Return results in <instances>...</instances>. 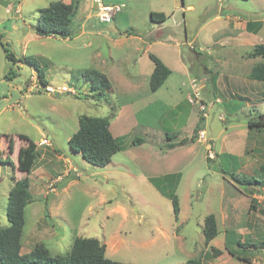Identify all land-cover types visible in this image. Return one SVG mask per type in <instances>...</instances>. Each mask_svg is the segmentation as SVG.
<instances>
[{"label": "rangeland", "instance_id": "rangeland-1", "mask_svg": "<svg viewBox=\"0 0 264 264\" xmlns=\"http://www.w3.org/2000/svg\"><path fill=\"white\" fill-rule=\"evenodd\" d=\"M56 1L76 4V33L68 39L35 32L40 11ZM98 2L124 9L102 24L93 14ZM151 9L165 11L159 30L150 26ZM248 21L262 22L261 30L247 32ZM263 43L264 0H0V228L9 226L14 187V169L2 163L10 156L16 167L25 135L40 145V157L29 175L22 253L43 244L52 256L66 258L75 238L83 237L100 240L106 257L122 263L264 264V129L248 126L251 116L264 114V83L248 78L264 61L251 56ZM150 54L172 70L156 93L149 88ZM92 69L111 83L106 98L82 80ZM10 71L16 77L8 81ZM193 79L201 87L200 104L189 102ZM63 86L73 94L60 92ZM117 115L137 125L127 122L131 134L115 135L123 153L108 166H93L71 150L68 139L81 116L112 117L111 132L119 133ZM198 124L203 130L195 134ZM7 137L14 139L12 153ZM59 154L77 171L56 182L52 159ZM55 166L63 168L59 161ZM232 175L257 182L240 183ZM169 192L179 199L177 218ZM209 215L219 235L206 245ZM213 247L222 254L213 256Z\"/></svg>", "mask_w": 264, "mask_h": 264}, {"label": "trees", "instance_id": "trees-1", "mask_svg": "<svg viewBox=\"0 0 264 264\" xmlns=\"http://www.w3.org/2000/svg\"><path fill=\"white\" fill-rule=\"evenodd\" d=\"M75 2L65 4L61 1L51 3L47 8L40 11L35 26V32L40 37H57L68 39L76 30L71 28V24L75 17ZM150 20L153 23L161 24L167 20L164 13H151ZM262 28L260 21H248L246 23V31L249 33H258ZM131 35V34H130ZM7 52V50H5ZM253 59H264V43L255 45L251 54ZM9 60L12 55L7 54ZM150 60L154 64L153 72L150 76L149 88L156 93L172 74V70L165 63L153 54L149 55ZM82 80L89 85V91L96 94L99 98H106L111 88L108 78L98 70H85L82 72ZM16 77L14 71H10L6 80L11 81V77ZM40 82L46 85L41 71L38 72ZM248 78L252 81L264 83V61L254 64L249 72ZM264 101V90L262 95ZM116 115V113H115ZM258 115V116H257ZM251 116V115H250ZM204 119V118H203ZM112 117H88L81 116L79 118V128L70 137L68 143L74 153L81 156L91 165L104 168L108 166L114 156L122 150L118 142L110 131ZM201 124V123H200ZM198 124L195 128V134L202 131V126ZM248 126L252 130L264 129V114L257 113L255 117L249 118ZM169 137V135H168ZM9 139L8 149L12 153L14 150V139ZM20 139L26 143L21 147L18 153V162L15 167L11 157L9 156L2 164H8L12 169H18L25 173L23 179H18L13 170L12 180L14 187L9 192L8 205L6 208V216L9 226L0 228V264H131L110 260L106 257V245L96 238H75L68 256H52L49 249L43 244H37L29 253L23 254L22 238L25 227V210L32 201L30 192L29 175L33 171L40 155L38 146L27 136L21 135ZM137 142H142L138 140ZM135 141V144L137 143ZM187 143V139L182 140ZM236 157V156H235ZM233 159V168L239 166L238 158ZM237 169V168H236ZM240 183L257 182L254 177L247 178L245 176L238 177L232 175ZM174 206L175 217L180 212V204L178 196L174 192L167 195ZM203 235L206 245H209L219 235L217 221L214 215L206 217L203 227ZM226 248L231 256H235L232 251ZM213 256L218 257L222 251L212 248ZM247 262L246 259H241ZM186 264H203L201 260H190Z\"/></svg>", "mask_w": 264, "mask_h": 264}, {"label": "crops", "instance_id": "crops-1", "mask_svg": "<svg viewBox=\"0 0 264 264\" xmlns=\"http://www.w3.org/2000/svg\"><path fill=\"white\" fill-rule=\"evenodd\" d=\"M71 3V1H69L67 4H70ZM100 4H101V2H100ZM187 8L188 9H194V7L192 6V5H189V6H187ZM151 13H164L165 14V11L164 10H162V9H159V10H154V9H151V10H149V14H147V17H149V19H150V14ZM94 14V13H93ZM150 26L151 27H153V29L155 30H159V29H161L162 27H164V25L163 24H158V23H153V22H151L150 21ZM245 30H246V25H245ZM149 44H148V48H149ZM154 69V68H153ZM152 72L153 71H151V73H150V76H151V74H152ZM149 76V75H148ZM150 76H149V81H150ZM166 83V82H165ZM164 86V85H163ZM162 86V87H163ZM119 113V112H118ZM119 115V114H118ZM118 115H117V118H118ZM116 118V123H117V128L115 129V131L117 132V130L119 129V126L121 125L122 126V128H121V131L119 132V133H112L113 134V136L115 137V138H118V137H116L115 135H122V134H124V133H126V134H124V136H126V135H128V134H131V133H129L130 131H133L132 129L129 131L127 128H128V125H127V122H129L130 123V126L132 125L133 127L134 126H136L137 125V123L134 121V120H124V121H122L121 120V118H118L117 119ZM121 120L120 122L118 121V120ZM132 123V124H131ZM127 127V128H126ZM135 129V128H134ZM110 131H111V125H110ZM128 132V133H127ZM43 139V138H42ZM70 139V138H69ZM69 139H68V141H69ZM37 144V143H36ZM37 146H38V151H40V145L39 144H37ZM53 150H56V151H58L57 149H55V148H53ZM48 153V151L45 153V156H44V158H42L43 159V164H45V162H46V158H47V156H46V154ZM120 153H123V152H120ZM119 154V153H118ZM60 156H58L57 157V159H56V162L52 159V167H53V169H57L58 170V172H57V176L56 177H54L55 178V181L56 182H60V180H62L63 178H66V176H67V174H69V172L70 171H72L73 173H75L74 171H77V167H75L74 166V164H73V162H71L68 158H62L63 156L61 155V154H59ZM115 156H117V154L115 155ZM53 158V157H52ZM60 162V164H62L63 165V168H62V170H59V168L57 167V166H55V164L57 163V162ZM38 162V161H37ZM36 162V163H37ZM47 163V162H46ZM65 163H67V164H65ZM48 164H51V162H48ZM36 166V165H35ZM41 166V165H40ZM35 168V167H34ZM33 172H35L34 171V169H33V171L31 172V173H33ZM68 172V173H67ZM41 174L45 177V180H46V176H47V180L49 179L50 180V177H51V175H48V172H46V170H45V168L44 169H42L41 170ZM76 176H77V174H76ZM30 177V176H29ZM30 179V178H29ZM31 185V184H30ZM30 188H31V186H30ZM21 252H22V250H21ZM24 254V253H23Z\"/></svg>", "mask_w": 264, "mask_h": 264}, {"label": "built area", "instance_id": "built-area-1", "mask_svg": "<svg viewBox=\"0 0 264 264\" xmlns=\"http://www.w3.org/2000/svg\"><path fill=\"white\" fill-rule=\"evenodd\" d=\"M123 9H124V5L101 6L100 2H98V9H97V13L95 16L100 23L110 24V23H112L113 19L117 15V13L121 12ZM192 81H191L192 82L191 89L194 90V93H192V95H190L189 102L191 104H200L198 102V99H199L201 87H198V85L196 84V82L198 81L197 79H193ZM45 90H47L50 93H55L57 91L51 86H45ZM58 90H60V92H69V93L73 94L72 89H69L67 86L60 87ZM201 109H202V111H205L206 105H205V107L201 106ZM220 120H223V118L220 117Z\"/></svg>", "mask_w": 264, "mask_h": 264}, {"label": "water", "instance_id": "water-1", "mask_svg": "<svg viewBox=\"0 0 264 264\" xmlns=\"http://www.w3.org/2000/svg\"><path fill=\"white\" fill-rule=\"evenodd\" d=\"M97 9H98V4H95V6H94V15H96Z\"/></svg>", "mask_w": 264, "mask_h": 264}, {"label": "bare ground", "instance_id": "bare-ground-1", "mask_svg": "<svg viewBox=\"0 0 264 264\" xmlns=\"http://www.w3.org/2000/svg\"><path fill=\"white\" fill-rule=\"evenodd\" d=\"M101 6H105V5H102V4H101Z\"/></svg>", "mask_w": 264, "mask_h": 264}]
</instances>
